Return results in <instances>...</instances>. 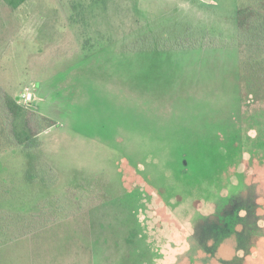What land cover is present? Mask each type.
<instances>
[{
	"label": "rangeland",
	"instance_id": "1",
	"mask_svg": "<svg viewBox=\"0 0 264 264\" xmlns=\"http://www.w3.org/2000/svg\"><path fill=\"white\" fill-rule=\"evenodd\" d=\"M257 1L0 0V87L51 123L0 154V264H264Z\"/></svg>",
	"mask_w": 264,
	"mask_h": 264
},
{
	"label": "trees",
	"instance_id": "2",
	"mask_svg": "<svg viewBox=\"0 0 264 264\" xmlns=\"http://www.w3.org/2000/svg\"><path fill=\"white\" fill-rule=\"evenodd\" d=\"M27 1L4 0L13 10ZM255 3V7L242 8L238 12L239 42L252 54L264 48V0ZM50 126L48 119L26 110L16 98L0 87V154L33 143Z\"/></svg>",
	"mask_w": 264,
	"mask_h": 264
}]
</instances>
